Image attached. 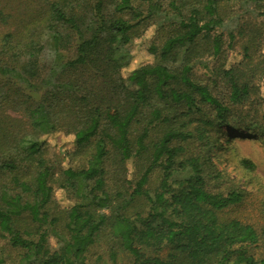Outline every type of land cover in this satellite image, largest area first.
Here are the masks:
<instances>
[{
  "label": "trees",
  "instance_id": "16d2710c",
  "mask_svg": "<svg viewBox=\"0 0 264 264\" xmlns=\"http://www.w3.org/2000/svg\"><path fill=\"white\" fill-rule=\"evenodd\" d=\"M27 2L0 0V264H116L119 255L132 264H264L250 250L256 229L225 217L244 193L210 188L223 177L207 150L238 148L218 127L264 78V62H252L264 36L230 26L225 5L252 11L264 0ZM156 19L164 23L154 64L124 78L129 44ZM239 37L249 39L242 63L208 83L193 79L195 64ZM59 135L72 140L63 168L47 154Z\"/></svg>",
  "mask_w": 264,
  "mask_h": 264
},
{
  "label": "rangeland",
  "instance_id": "374dc122",
  "mask_svg": "<svg viewBox=\"0 0 264 264\" xmlns=\"http://www.w3.org/2000/svg\"><path fill=\"white\" fill-rule=\"evenodd\" d=\"M9 4L16 7V4L27 6V0H6ZM19 5V4H18ZM12 6V7H13ZM32 7V4H31ZM224 15L229 21L230 26H241L249 32V37H259L257 33L264 36V4L255 7L252 5L250 10H245L239 2L226 4ZM250 12H253L252 14ZM233 21H231L232 18ZM146 28L141 38L135 39L129 44L128 49L133 55L131 65L123 71V77L127 78L133 71L147 65L154 64V56L150 53V47L158 39L157 31L164 21L159 19ZM231 21V22H230ZM254 35V36H253ZM248 38L239 37L233 45V49L228 48V39L224 45V52L220 57H207L193 66V79L195 81L208 83L214 71H227L231 67L243 62L242 48L247 45ZM259 43H255L253 52V65L261 69L264 62V39L259 38ZM221 69V70H220ZM220 91L227 90V86L218 83ZM232 115L227 124L219 128L222 135L229 134L231 141H240L238 148H234V142L224 141L215 143L218 148L211 149L209 155L211 163L216 171L222 174V181H212L210 188H220L222 192L239 190L244 193V202L239 207L232 208L225 217L237 219L242 223L253 226L260 236L259 242L251 247V254L257 259H264V78L259 73L251 83L250 94L245 102L232 107ZM234 137V138H233ZM71 138L59 135L49 140L47 154L49 160L63 168L66 163L64 150L71 149ZM245 141V142H244ZM249 161L254 165V169H246L241 165V161ZM131 169V167H130ZM132 173V171H131ZM182 177H184L182 175ZM55 197L60 205L66 207L70 205L67 196L56 191ZM51 247H56V239L50 238ZM95 263L91 260L90 264ZM98 264H112L111 262H99ZM116 264H132V259L127 255H119Z\"/></svg>",
  "mask_w": 264,
  "mask_h": 264
}]
</instances>
